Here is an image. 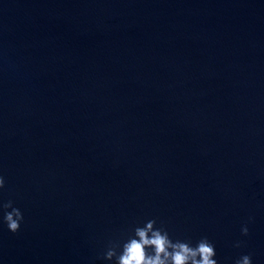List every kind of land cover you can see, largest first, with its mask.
Instances as JSON below:
<instances>
[{"label":"water","instance_id":"water-1","mask_svg":"<svg viewBox=\"0 0 264 264\" xmlns=\"http://www.w3.org/2000/svg\"><path fill=\"white\" fill-rule=\"evenodd\" d=\"M0 176V264H115L150 219L264 264V0H0Z\"/></svg>","mask_w":264,"mask_h":264},{"label":"clouds","instance_id":"clouds-1","mask_svg":"<svg viewBox=\"0 0 264 264\" xmlns=\"http://www.w3.org/2000/svg\"><path fill=\"white\" fill-rule=\"evenodd\" d=\"M4 187L5 180L0 176V190ZM0 210L8 230L12 234L18 233L24 220L22 212L13 207L12 201L0 204ZM156 223L150 219L143 227H135L126 240L110 241L102 258L115 264H218L215 246L207 237L193 246L191 241L173 240L168 231L162 226L156 227ZM241 234H249L247 225L242 227ZM235 264H251V256H242Z\"/></svg>","mask_w":264,"mask_h":264}]
</instances>
